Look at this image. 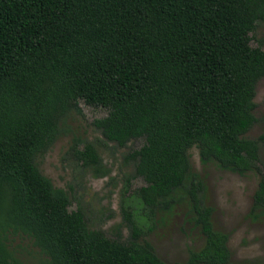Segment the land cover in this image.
I'll return each mask as SVG.
<instances>
[{"label":"trees","instance_id":"obj_1","mask_svg":"<svg viewBox=\"0 0 264 264\" xmlns=\"http://www.w3.org/2000/svg\"><path fill=\"white\" fill-rule=\"evenodd\" d=\"M260 22L264 0H0V264H30L15 256V236L37 248V264H166L140 238L177 203L203 243L173 264H232L187 150L255 171L247 215L264 218V132L245 136L264 76V39L249 43ZM80 102L105 109L91 121L104 142L142 140L123 154L144 182L133 191L142 221L121 208L125 239L88 228L37 166ZM72 156L100 162L88 141Z\"/></svg>","mask_w":264,"mask_h":264},{"label":"rangeland","instance_id":"obj_2","mask_svg":"<svg viewBox=\"0 0 264 264\" xmlns=\"http://www.w3.org/2000/svg\"><path fill=\"white\" fill-rule=\"evenodd\" d=\"M264 39V22L250 33V45ZM264 50V44L261 45ZM253 110L257 121L245 136L255 138L264 132V76L255 85ZM105 114V109L80 102L59 121V132L50 147L36 159L39 171L53 186L63 189L69 196V210L79 208L90 229H99L111 237L125 239L128 227L121 208L129 209L132 216L141 220L142 208L133 191L144 184L133 178L132 162L123 160V154L137 148L142 140H134L124 147L104 142L92 119ZM96 147L100 162L84 168L72 156L73 149H81L84 142ZM103 143V144H102ZM191 171L205 183L204 203L212 207L213 227L226 234V244L232 264H264V218L251 220L247 212L258 174L221 168L214 161L201 163L196 146L187 150ZM259 155L264 162V144ZM152 229L142 236L153 247L155 254L166 264L183 261L189 249H197L203 237L197 228L186 220V207L175 204L169 211L157 213L151 220ZM150 225V224H149ZM146 224L142 226L145 229ZM15 256L30 264H37L43 256L28 239L11 238Z\"/></svg>","mask_w":264,"mask_h":264}]
</instances>
